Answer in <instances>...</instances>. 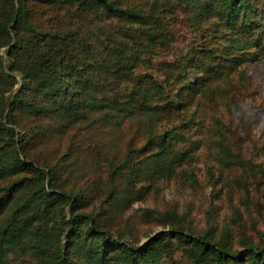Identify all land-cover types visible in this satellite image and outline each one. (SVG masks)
<instances>
[{
	"label": "trees",
	"instance_id": "16d2710c",
	"mask_svg": "<svg viewBox=\"0 0 264 264\" xmlns=\"http://www.w3.org/2000/svg\"><path fill=\"white\" fill-rule=\"evenodd\" d=\"M38 5L70 17L64 21L57 13L56 23L46 28L35 20ZM163 7L178 12L193 38L180 58L162 64L161 76L154 77L133 71L145 52L175 42L161 10L143 12L124 0H0V47L7 46L0 57V179L32 173L0 187V209L9 207L0 220V254L17 244L29 264H158L180 248L186 264H264L263 245L245 239L234 248L225 229L195 232L179 222L141 245L108 234L106 210L128 200V189L114 182L121 171L127 170L130 184L138 172L165 178L188 157L175 148L168 130L145 141L142 151L151 153L146 169L132 164L133 153L111 168L116 186L98 205L80 189L61 186L57 165L37 167L25 154L32 136L24 132L21 117L76 123L97 113V121L116 125L132 116L155 119L182 109L213 82L264 55V0H165ZM113 20L133 30L120 43L108 33ZM100 30L104 38L96 33ZM123 83L130 89L117 92ZM40 125L35 127L41 135ZM218 146L220 164L245 166L239 158L227 161L231 151Z\"/></svg>",
	"mask_w": 264,
	"mask_h": 264
},
{
	"label": "rangeland",
	"instance_id": "374dc122",
	"mask_svg": "<svg viewBox=\"0 0 264 264\" xmlns=\"http://www.w3.org/2000/svg\"><path fill=\"white\" fill-rule=\"evenodd\" d=\"M164 1L124 0L125 5L143 12L161 10L162 6L165 10L160 12L176 38L168 49L145 52L133 71L135 75L161 76V65L179 59L193 38L179 22L178 12L163 7ZM34 9L35 20L46 28L56 23L57 13L64 21L70 17L51 5ZM107 29L116 43L133 31L127 23L117 20L111 21ZM96 33L105 37L101 30ZM195 41L200 45V40ZM6 48L0 47V57L4 58ZM3 86L0 82V91ZM130 86L123 83L116 91L129 90ZM96 117L97 113H93L76 123L20 118L24 132L32 136L25 149L28 161L37 167L45 163L57 165L61 186L80 189L92 196L96 205L116 186L111 180V168L121 165L127 154L133 153L136 168L146 169V156L151 153L142 151V147L158 131L168 130L174 136L175 148L188 154L183 165L165 178L138 172L130 184L124 178L127 170L121 171L114 182L118 189H128L125 196L130 203L122 208L127 201H116L118 207L112 206L111 213L106 210V228L111 237L141 245L157 232L182 222L195 232L211 230L220 234L225 229L234 248L245 239L264 246V55L242 63L228 78L213 82L182 109L164 116L151 120L132 116L118 125L113 121L102 123ZM38 124L43 127L41 135L38 133L42 131L35 127ZM3 142L0 139V145ZM219 143L231 151L233 157L229 155L227 161L239 158L245 166L230 168L220 164ZM17 175L0 179V187ZM8 213L9 207L0 209V220ZM16 246H7L0 254V264L30 263L31 258ZM187 261L179 248L158 264Z\"/></svg>",
	"mask_w": 264,
	"mask_h": 264
}]
</instances>
